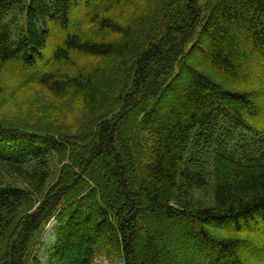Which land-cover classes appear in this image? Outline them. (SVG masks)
Segmentation results:
<instances>
[{
    "label": "trees",
    "instance_id": "trees-1",
    "mask_svg": "<svg viewBox=\"0 0 264 264\" xmlns=\"http://www.w3.org/2000/svg\"><path fill=\"white\" fill-rule=\"evenodd\" d=\"M98 261L264 264V0H0V264Z\"/></svg>",
    "mask_w": 264,
    "mask_h": 264
},
{
    "label": "rangeland",
    "instance_id": "rangeland-1",
    "mask_svg": "<svg viewBox=\"0 0 264 264\" xmlns=\"http://www.w3.org/2000/svg\"><path fill=\"white\" fill-rule=\"evenodd\" d=\"M53 227H54V224H53V223H50V224L48 225L47 229L52 230ZM48 238H49V234L47 233L46 236H45V242H46V240H48ZM43 243H44V242H43ZM42 246H44V245H41V247H42ZM41 247H40V248H41ZM96 264H106V263H105L104 261H103V262L98 261V262H96Z\"/></svg>",
    "mask_w": 264,
    "mask_h": 264
}]
</instances>
